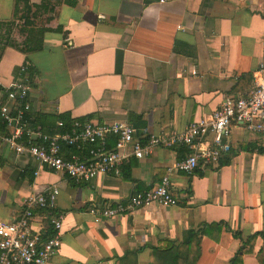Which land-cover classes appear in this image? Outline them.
<instances>
[{"label":"crops","instance_id":"obj_1","mask_svg":"<svg viewBox=\"0 0 264 264\" xmlns=\"http://www.w3.org/2000/svg\"><path fill=\"white\" fill-rule=\"evenodd\" d=\"M28 2L33 8L43 0ZM59 2L30 19L47 31L40 51L22 54L10 46L25 41L23 12L16 15L15 0H0V86L6 89L28 64V114L44 133L59 131L63 119L127 122L144 138L180 132L226 98L247 96L264 68V0ZM230 141L218 166L169 175L177 207L152 205L100 222L91 206L151 190L187 149L159 148L130 158L119 177L76 185L0 144V222L15 221L29 196L55 186L63 223L61 247L49 264H155L151 248L178 247L186 232L204 226L210 228L196 264H264V134L234 126ZM49 215L35 211L31 229L51 232Z\"/></svg>","mask_w":264,"mask_h":264},{"label":"built area","instance_id":"obj_2","mask_svg":"<svg viewBox=\"0 0 264 264\" xmlns=\"http://www.w3.org/2000/svg\"><path fill=\"white\" fill-rule=\"evenodd\" d=\"M264 47V43H263ZM32 79L28 64L19 68L16 78L4 89L5 102L0 104V122L8 134L0 133V144L16 157H28L55 173L63 174L76 185L90 183L100 176L121 175L122 166L130 159L150 156L154 150L186 148L187 155L167 170L160 184L149 191L136 193L125 202L88 212L96 222L115 220L152 205L177 207L169 175L172 172L193 174L199 169L216 167L231 151V130L264 134V68L254 75V88L245 97L226 98L211 115L188 124L180 132L137 137L127 122L98 124L74 120L62 132L44 133L26 121L30 112ZM112 143V144H111ZM65 149H70L66 152ZM58 189L47 188L29 196L20 216L13 222H0V264H49L61 247L63 215L56 211ZM35 211H48L52 231H33Z\"/></svg>","mask_w":264,"mask_h":264},{"label":"trees","instance_id":"obj_3","mask_svg":"<svg viewBox=\"0 0 264 264\" xmlns=\"http://www.w3.org/2000/svg\"><path fill=\"white\" fill-rule=\"evenodd\" d=\"M52 0H43L42 4L37 7H31L28 0H15V13L18 16L20 12L23 15L20 19L23 20L22 26L19 28V32L25 36V41L22 45H11L10 47L18 50L22 54H29L33 52H38L43 48V34L47 31L45 29H40L36 27V24L30 21L31 18H36L38 13H49L53 10L51 5ZM57 1V0H54ZM60 4H66L74 7L77 0H58ZM31 16V17H30ZM15 22H13L14 24ZM12 24V23H11ZM30 76L32 75L29 71ZM4 89L0 86V94H3ZM4 101L6 97L4 96ZM26 121L29 125L34 126L33 120L30 115H26ZM64 123V129L67 128L70 123L68 120H61ZM63 129V130H64ZM5 126L0 122V133H4ZM63 130H59L62 132ZM112 144V143H111ZM66 152H70V149H65ZM259 151V149H258ZM229 156V154L221 159L224 160ZM220 161V162H221ZM228 164V162H223L222 165ZM213 227H218V225H213ZM204 228H210V226H204L198 231H188L186 232L183 242L180 246L176 247L172 243H167L165 247L151 248V254L155 256L157 262L155 264H196L200 257V243L203 235H206V230ZM238 237V236H237ZM256 236L249 238L245 243L252 242ZM182 250L185 253H182ZM154 264V263H152Z\"/></svg>","mask_w":264,"mask_h":264}]
</instances>
